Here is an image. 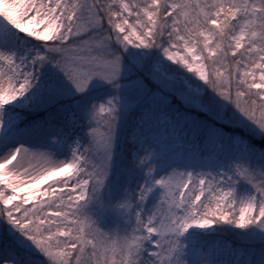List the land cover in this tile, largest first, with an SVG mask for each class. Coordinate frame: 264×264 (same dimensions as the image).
Here are the masks:
<instances>
[{"label": "snow or ice", "instance_id": "snow-or-ice-1", "mask_svg": "<svg viewBox=\"0 0 264 264\" xmlns=\"http://www.w3.org/2000/svg\"><path fill=\"white\" fill-rule=\"evenodd\" d=\"M0 264H264V0H0Z\"/></svg>", "mask_w": 264, "mask_h": 264}, {"label": "rangeland", "instance_id": "rangeland-1", "mask_svg": "<svg viewBox=\"0 0 264 264\" xmlns=\"http://www.w3.org/2000/svg\"><path fill=\"white\" fill-rule=\"evenodd\" d=\"M44 187H47V184L38 186V188L35 189V191L39 194L43 190ZM21 195H23V193H21ZM35 199H36V197L33 198V200H35ZM32 202L33 201H30L29 203H32Z\"/></svg>", "mask_w": 264, "mask_h": 264}]
</instances>
